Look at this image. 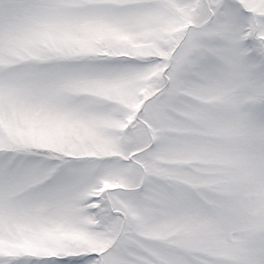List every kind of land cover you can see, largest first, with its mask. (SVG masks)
Wrapping results in <instances>:
<instances>
[{"label":"rangeland","instance_id":"1","mask_svg":"<svg viewBox=\"0 0 264 264\" xmlns=\"http://www.w3.org/2000/svg\"><path fill=\"white\" fill-rule=\"evenodd\" d=\"M0 264H264V0H0Z\"/></svg>","mask_w":264,"mask_h":264}]
</instances>
